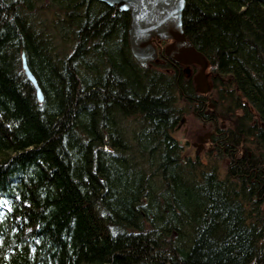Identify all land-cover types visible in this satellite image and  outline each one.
<instances>
[{
	"label": "trees",
	"instance_id": "1",
	"mask_svg": "<svg viewBox=\"0 0 264 264\" xmlns=\"http://www.w3.org/2000/svg\"><path fill=\"white\" fill-rule=\"evenodd\" d=\"M130 23L96 0H0V264H264V0H187L207 96L170 42L143 69ZM202 127L214 150L191 157Z\"/></svg>",
	"mask_w": 264,
	"mask_h": 264
},
{
	"label": "water",
	"instance_id": "2",
	"mask_svg": "<svg viewBox=\"0 0 264 264\" xmlns=\"http://www.w3.org/2000/svg\"><path fill=\"white\" fill-rule=\"evenodd\" d=\"M96 1L130 14L129 48L133 58L143 69H151L153 63L158 61V42H170L164 50L165 56L175 64L187 67L189 75L192 66L199 67V72L193 78L196 91L201 95H207L211 91L209 61L188 40L185 33L184 13L187 0ZM22 64L25 75L35 87L38 101L43 103V92L28 66L25 53L22 55Z\"/></svg>",
	"mask_w": 264,
	"mask_h": 264
},
{
	"label": "rangeland",
	"instance_id": "3",
	"mask_svg": "<svg viewBox=\"0 0 264 264\" xmlns=\"http://www.w3.org/2000/svg\"><path fill=\"white\" fill-rule=\"evenodd\" d=\"M183 120H184V122L181 124L179 130L175 133V137L179 141H181L183 144L186 145V143L189 140L190 132L193 130V128H195L196 126L199 125V122L196 118H194L193 115H191V116L187 115ZM205 130H206V128H204V127L197 130L194 133V138L199 139V141L204 140L208 134V133L204 132ZM194 144L202 145L205 147V149L204 150L200 149V151L198 152L197 148L193 145V143H190V146L186 147L187 150L185 152L187 154H189L191 157H194L196 154H198L199 156H204L206 151H207L206 149L208 148V143L207 142H203V143L202 142H194ZM225 171L226 170L223 169V176L226 173Z\"/></svg>",
	"mask_w": 264,
	"mask_h": 264
},
{
	"label": "bare ground",
	"instance_id": "4",
	"mask_svg": "<svg viewBox=\"0 0 264 264\" xmlns=\"http://www.w3.org/2000/svg\"><path fill=\"white\" fill-rule=\"evenodd\" d=\"M72 14H74V13H72ZM75 15H76V14H75ZM125 15H126V14H125ZM129 25H130V24H129ZM74 27H75V26H74ZM76 29H77V28H76ZM73 43H74V42H73ZM79 45H80V44H79ZM166 46H167V45H166ZM74 47H75V46H74ZM76 48H77V46H76ZM78 48H79V47H78ZM159 49H160V48H159ZM80 50H81V49H80ZM23 51H24V50H23ZM24 52H25V51H24ZM20 53H21V52H20ZM79 54H80V53H79ZM202 54H203V53H202ZM74 55H75V54H74ZM204 56H205V55H204ZM80 57H82V56H80ZM164 57H165V55H164ZM21 58H22V57H21ZM78 58H79V57H78ZM83 58H84V57H83ZM161 59H162V58H161ZM207 60H208V59H207ZM20 61H21V60H20ZM29 62H30V61H29ZM96 64H97V63H96ZM153 65H154V64H153ZM28 66H29V65H28ZM95 66H96V65H95ZM18 67H19V66H18ZM152 67H153V66H152ZM96 68H97V67H96ZM96 68H95V69H96ZM184 68H185V67H184ZM196 68H197V66H196ZM197 69H198V68H197ZM97 70H98V69H97ZM194 70H195V68H194ZM19 71H20V70H19ZM21 71H23V70H21ZM101 71H102V70H101ZM192 71H193V69H192ZM23 73H24V71H23ZM34 74H35V73H34ZM192 76H193V74H192ZM193 77H194V76H193ZM193 77H192V78H193ZM25 78H26V75H25ZM72 78H73V77H72ZM26 79H27V78H26ZM38 80H39V79H38ZM70 80H71V79H70ZM76 80H77V79H76ZM17 81H18V80H17ZM71 81H72V80H71ZM191 81H192V79H191ZM27 83H29V82H27ZM16 84H18V83H16ZM24 85H25V84H24ZM32 85H33V84H31V86H32ZM19 86H20V83H19ZM194 86H195V85H194ZM25 87H26V86H25ZM40 87H41V86H40ZM32 88H33V87H32ZM195 89H196V88H195ZM28 90H29V89H28ZM32 90H33V89H32ZM29 91H30V90H29ZM33 91H34V90H33ZM211 91H212V89H211ZM27 92H28V91H27ZM27 92H26V93H27ZM30 92H31V91H30ZM35 92H36V91H35ZM19 93H20V92H19ZM23 93H24V92H23ZM28 93H29V92H28ZM33 93H34V92H33ZM197 93H198V92H197ZM208 94H209V93H208ZM31 95H33V94H31ZM31 95H30V97H31ZM35 95H36V94H35ZM202 96H203V95H202ZM206 96H207V95H206ZM27 97H28V96H27ZM36 97H37V96H36ZM180 98H181V97H180ZM21 99H22V98H21ZM183 99H184V98H183ZM187 99H188V98H187ZM29 100H30V99H29ZM196 100H197V99H196ZM27 101H28V100H27ZM185 101H186V100H185ZM37 102H38V101H37ZM39 104H40V103H39ZM43 104H44V102H43ZM43 104H42V105H43ZM43 106H44V105H43ZM195 106H196V105H195ZM209 106H210V105H209ZM39 107L41 108V104L39 105ZM120 111H121V110H120ZM120 111H119V112H120ZM123 112H124V111H123ZM41 113H42V112H41ZM131 113H132V112H131ZM131 113H130V114H131ZM127 115H128V114H127ZM127 115H125V116H127ZM117 116H118V115H117ZM116 118H117V117H116ZM181 121H182V120H181ZM115 123H116V122H115ZM121 144H123V143H121ZM181 145H182V144H181ZM0 148H1V147H0ZM1 149H2V148H1ZM6 149H7V148H6ZM0 151H2V150H0ZM10 152H11V151H10ZM1 153H2V152H1ZM1 153H0V155H1ZM6 153L8 154L7 151H6ZM6 153H5V154H6ZM9 154H10V153H9ZM9 154H8V155H9ZM3 155H4V154H3ZM8 155H7V156H8ZM212 155H213V154H212ZM7 156H5V157L7 158ZM1 157H2V156H1ZM1 157H0V158H1ZM10 157H11V156H10ZM4 159H5V158H4ZM176 159H177V158H176ZM5 160H6V159H5ZM7 160H8V159H7ZM200 160H201V159H200ZM206 160H207V159H206ZM1 161H2V160H1ZM177 162H178V161H177ZM177 162H176V163H177ZM3 163H4V162H3ZM2 165H3V164H2ZM37 166H38V165H37ZM39 166H40V165H39ZM38 168H39V167H38ZM44 168H45V167H44ZM42 169H43V168H42ZM173 170H174V169H173ZM45 171H46V170H45ZM45 171H44V172H45ZM41 172H42V171H41ZM27 173H28V172H27ZM27 173H26V175H27ZM39 173H40V172H39ZM42 173H43V172H42ZM16 176H17V175H16ZM18 177H19V176H18ZM194 177H195V176H194ZM18 179H19V178H18ZM16 180H17V179H16ZM25 180H26V179H25ZM190 180H191V179H190ZM190 180H189V182H190ZM193 180H194V179H193ZM28 181H29V180H28ZM25 182H26V181H25ZM186 182H187V181H186ZM8 183H9V182H8ZM13 183H14V182H13ZM173 183H174V182H173ZM16 184H17V183H16ZM23 184H24V183H23ZM25 184H26V183H25ZM14 185H15V184H14ZM17 185H18V184H17ZM189 185H190V184H189ZM169 186H171V185H169ZM11 187H12V186H11ZM15 187H16V186H15ZM13 188H14V187H13ZM20 188H21V187H20ZM11 189H12V188H11ZM22 189H23V188H22ZM13 190H14V189H13ZM24 190H25V189H24ZM24 190H23V191H24ZM23 191H22V192H23ZM15 192H18V190L15 191ZM22 192H21V193H22ZM141 227H142V225H141ZM141 227H140V228H141ZM144 228H145V227H144ZM141 229H142V228H141ZM141 229H140V230H141ZM146 229H147V228H146ZM136 230H137V229H136ZM139 232H140V231H139ZM142 232H143V231H142ZM154 232H155V231H154ZM154 232H153V234H152L153 237H154ZM173 263H174V262H173ZM176 263H177V262H176Z\"/></svg>",
	"mask_w": 264,
	"mask_h": 264
},
{
	"label": "flooded vegetation",
	"instance_id": "5",
	"mask_svg": "<svg viewBox=\"0 0 264 264\" xmlns=\"http://www.w3.org/2000/svg\"><path fill=\"white\" fill-rule=\"evenodd\" d=\"M212 107H214V106L212 105ZM211 136H212V133L209 132L207 134V136L205 137V139L204 140H201L202 143L203 142H207L208 143V148L206 149L208 152H212L214 150ZM193 145L197 148L198 152L200 151V149H202V150L205 149V147L202 146V145H197V144H193ZM196 155H198V154H196Z\"/></svg>",
	"mask_w": 264,
	"mask_h": 264
}]
</instances>
